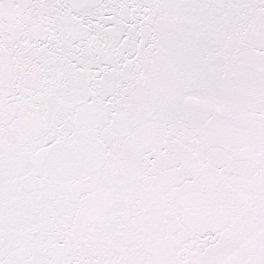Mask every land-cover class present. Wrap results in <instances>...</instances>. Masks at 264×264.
<instances>
[{"label": "snow or ice", "instance_id": "6c2138e0", "mask_svg": "<svg viewBox=\"0 0 264 264\" xmlns=\"http://www.w3.org/2000/svg\"><path fill=\"white\" fill-rule=\"evenodd\" d=\"M0 264H264V0H0Z\"/></svg>", "mask_w": 264, "mask_h": 264}]
</instances>
